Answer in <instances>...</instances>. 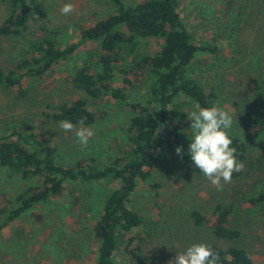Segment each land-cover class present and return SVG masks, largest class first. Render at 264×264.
<instances>
[{
    "label": "rangeland",
    "instance_id": "rangeland-1",
    "mask_svg": "<svg viewBox=\"0 0 264 264\" xmlns=\"http://www.w3.org/2000/svg\"><path fill=\"white\" fill-rule=\"evenodd\" d=\"M129 1V0H128ZM49 10L48 23L61 25V44L78 39L77 23H92L113 12L109 0H42ZM66 3L74 11L62 15ZM181 14L198 42L217 46V54L203 53L207 63L204 80L216 87L221 108L233 118L231 131L247 144L249 153L264 158V100L248 87V76L264 80V0H181ZM9 7L0 2V26L9 15ZM44 23V20H42ZM37 29L32 22L26 37ZM23 37L0 35V68L14 70L24 55ZM96 44L83 45L69 59L54 65L41 77L28 78L24 86L0 84V135L14 129L33 130L57 148V160L72 164L79 159L95 158L109 162L122 155L127 147V129L133 113L126 101L105 94L86 96L74 86L72 75L83 65L88 51ZM119 74V73H118ZM146 89L141 82L128 89L129 100L144 99ZM88 100V107L97 118L91 124L95 135L82 148L75 134L65 132L49 113L62 103L79 98ZM249 110L258 114L256 134H247L242 119ZM74 124V123H73ZM79 127V124H75ZM190 128L182 135L183 159L175 149L164 144L156 151L152 177L140 181L132 197V207L144 215L146 226L128 235L139 234L142 264H169L177 253L195 243H213L222 247L240 246L252 251L256 264H264V207L235 202L228 225L241 231L233 240L217 237L210 223L194 221V210L211 214L218 205H229L234 179L217 190L196 168L188 154ZM37 178L24 179L0 165V201L15 198ZM118 187L115 181L89 184L93 216L71 212L68 196H57L36 204L0 231V264H94L98 244L93 226L106 195ZM39 214L41 216H38ZM121 245L116 253L117 264H133L131 255Z\"/></svg>",
    "mask_w": 264,
    "mask_h": 264
},
{
    "label": "trees",
    "instance_id": "trees-1",
    "mask_svg": "<svg viewBox=\"0 0 264 264\" xmlns=\"http://www.w3.org/2000/svg\"><path fill=\"white\" fill-rule=\"evenodd\" d=\"M112 13L92 23H77L78 39L61 44L63 28L48 23L49 10L42 0H0L9 7V15L0 26V35L23 37L24 55L14 70L0 68V84L23 87L28 78L41 77L54 65L69 59L83 45L96 44L71 77L75 87L92 98L109 94L127 101L133 113L127 129V147L109 162L95 158L79 159L72 164L57 160V148L33 130L14 129L0 135V165L24 179L37 178L15 198L0 201V231L34 205L52 197L68 196L69 208L76 215L91 214L92 193L87 186L99 181H115L118 187L103 200L93 226L98 244L94 264H117L121 245L131 255L133 264H142L139 234L128 235L146 226L144 215L132 207V197L140 181L152 177L156 151L164 144L177 147L190 128L187 114L200 107L219 105L216 87L205 82L208 66L200 56L217 54V46L198 42L181 14V0H109ZM44 20V23H42ZM37 29L26 37L31 23ZM119 73V74H118ZM137 82L145 86L144 99L129 100L128 89ZM248 87L264 100V80L248 76ZM49 115L58 121L93 123L97 116L88 100L79 98L62 103ZM258 114L249 110L242 119L247 134H256ZM236 156L245 168L233 174L229 205H218L211 214L194 210V221L210 223L214 234L233 240L241 231L228 225L235 202L264 207V158L249 153L246 142L229 130ZM41 216L39 214H36ZM220 254V264H256L247 248L209 244Z\"/></svg>",
    "mask_w": 264,
    "mask_h": 264
},
{
    "label": "clouds",
    "instance_id": "clouds-1",
    "mask_svg": "<svg viewBox=\"0 0 264 264\" xmlns=\"http://www.w3.org/2000/svg\"><path fill=\"white\" fill-rule=\"evenodd\" d=\"M74 11V5L66 3L60 9L62 15H69ZM197 111L187 114L191 121V143L188 154L194 166L217 188L223 189L224 183H230L232 176L245 168L236 156L237 149L229 130L233 125V118L223 108L213 105L200 107ZM85 119L79 121V127L68 120L59 122V127L65 132H73L82 148L89 144L95 135L93 128L85 125ZM177 155L183 159V146L175 149ZM169 264H220V254L207 243H195L185 251L177 253Z\"/></svg>",
    "mask_w": 264,
    "mask_h": 264
}]
</instances>
